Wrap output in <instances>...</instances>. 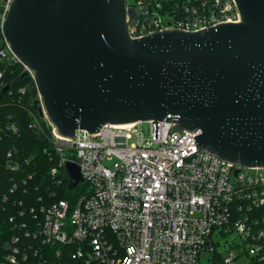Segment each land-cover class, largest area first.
<instances>
[{
    "label": "water",
    "instance_id": "water-1",
    "mask_svg": "<svg viewBox=\"0 0 264 264\" xmlns=\"http://www.w3.org/2000/svg\"><path fill=\"white\" fill-rule=\"evenodd\" d=\"M234 1L239 22L132 38L127 0H10L2 30L60 137L153 122L159 139L158 122H172L201 152L261 168L264 0ZM66 170L74 189L79 167Z\"/></svg>",
    "mask_w": 264,
    "mask_h": 264
},
{
    "label": "built area",
    "instance_id": "built-area-1",
    "mask_svg": "<svg viewBox=\"0 0 264 264\" xmlns=\"http://www.w3.org/2000/svg\"><path fill=\"white\" fill-rule=\"evenodd\" d=\"M9 2L0 0V63L20 64L33 79L3 35ZM127 5L137 14L129 23L132 38L239 22L234 0H135ZM41 117L52 127L57 155L52 177L62 186L64 176L58 173L65 171L69 184L67 164L75 163L82 178L76 188L82 189L73 202L59 199L32 208L33 226L21 224L26 236L75 264H204L208 254L210 264H237L245 256L246 264H264V167H238L201 152L198 133L176 129L172 122H158L159 139L148 122L146 132L144 123L108 125L96 135L79 130L71 140L57 135L45 113ZM8 128L17 130L13 124ZM231 235L245 245L236 258L217 251L216 237ZM19 242L13 238L1 264L26 260Z\"/></svg>",
    "mask_w": 264,
    "mask_h": 264
},
{
    "label": "trees",
    "instance_id": "trees-1",
    "mask_svg": "<svg viewBox=\"0 0 264 264\" xmlns=\"http://www.w3.org/2000/svg\"><path fill=\"white\" fill-rule=\"evenodd\" d=\"M0 71H3L0 79V264L6 261L10 247L14 246V237L20 240L16 246L27 255L19 264H75L65 256L58 257L55 249L26 236L21 228L25 222L33 226V216L28 214L32 208L59 199L73 202L82 188L70 190L65 171L58 173L64 176L62 186H58L51 175L57 159L52 127L41 117L33 79L23 72L20 64L0 63ZM23 88L24 94L20 92ZM12 124L16 126L15 132L8 128ZM13 164H18L19 168L13 170ZM15 185L18 188L13 191ZM12 217L14 222L10 221Z\"/></svg>",
    "mask_w": 264,
    "mask_h": 264
},
{
    "label": "rangeland",
    "instance_id": "rangeland-1",
    "mask_svg": "<svg viewBox=\"0 0 264 264\" xmlns=\"http://www.w3.org/2000/svg\"><path fill=\"white\" fill-rule=\"evenodd\" d=\"M127 3L129 5H134L135 0H127ZM143 130L146 132L149 128V124L144 123L143 124ZM216 242L219 243L217 246V251L221 253L224 257L231 256L233 258H236V256L240 255V253L244 252V244L240 240H237L235 235H231L226 238L222 237H216ZM233 246V247H231ZM211 256L208 254V256L205 258L203 257L202 262L204 264H210ZM248 262V257L245 256L242 259H239L237 261V264H246Z\"/></svg>",
    "mask_w": 264,
    "mask_h": 264
}]
</instances>
